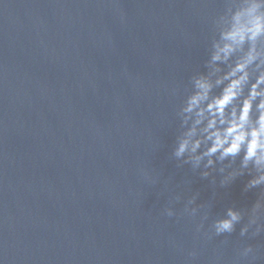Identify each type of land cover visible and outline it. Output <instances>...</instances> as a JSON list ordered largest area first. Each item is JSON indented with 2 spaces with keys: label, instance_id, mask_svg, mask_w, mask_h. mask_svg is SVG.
Segmentation results:
<instances>
[{
  "label": "water",
  "instance_id": "95a60500",
  "mask_svg": "<svg viewBox=\"0 0 264 264\" xmlns=\"http://www.w3.org/2000/svg\"><path fill=\"white\" fill-rule=\"evenodd\" d=\"M226 2L0 0V264H264L248 172L174 155Z\"/></svg>",
  "mask_w": 264,
  "mask_h": 264
},
{
  "label": "clouds",
  "instance_id": "9594fccd",
  "mask_svg": "<svg viewBox=\"0 0 264 264\" xmlns=\"http://www.w3.org/2000/svg\"><path fill=\"white\" fill-rule=\"evenodd\" d=\"M214 26L208 71L191 77L177 113L174 155L194 168L203 165L204 176L219 166L226 173L222 184L247 171L245 191H262L240 234L251 229L255 236L264 232V0H227ZM165 213L174 215L171 208ZM241 219L242 212L229 207L214 221L211 234H230ZM252 252L248 245L241 255Z\"/></svg>",
  "mask_w": 264,
  "mask_h": 264
}]
</instances>
